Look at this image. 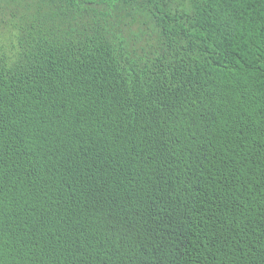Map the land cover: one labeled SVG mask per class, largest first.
<instances>
[{
	"label": "trees",
	"instance_id": "1",
	"mask_svg": "<svg viewBox=\"0 0 264 264\" xmlns=\"http://www.w3.org/2000/svg\"><path fill=\"white\" fill-rule=\"evenodd\" d=\"M0 264H264V0H0Z\"/></svg>",
	"mask_w": 264,
	"mask_h": 264
}]
</instances>
